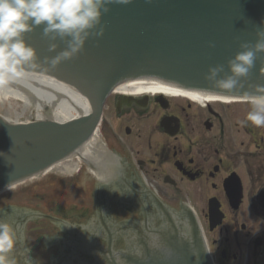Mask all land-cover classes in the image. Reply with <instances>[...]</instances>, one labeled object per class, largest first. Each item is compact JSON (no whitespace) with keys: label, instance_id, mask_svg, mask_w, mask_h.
I'll return each mask as SVG.
<instances>
[{"label":"flooded vegetation","instance_id":"flooded-vegetation-1","mask_svg":"<svg viewBox=\"0 0 264 264\" xmlns=\"http://www.w3.org/2000/svg\"><path fill=\"white\" fill-rule=\"evenodd\" d=\"M249 110L116 93L88 153L2 192L0 219L38 264H112L162 213H194L215 264H264V128L241 123Z\"/></svg>","mask_w":264,"mask_h":264},{"label":"water","instance_id":"water-1","mask_svg":"<svg viewBox=\"0 0 264 264\" xmlns=\"http://www.w3.org/2000/svg\"><path fill=\"white\" fill-rule=\"evenodd\" d=\"M108 7L94 30L103 27L102 36H90L80 53L54 69L29 71L73 89L89 113L67 122L11 123L0 116V193L9 183L13 187L54 165L63 169L72 161L66 160L88 153L99 140L96 130L108 98L124 82L153 78L188 91L239 98L221 93L205 76L217 65L224 66L220 77L229 74L227 62L242 51L240 45L256 43L264 0H131ZM43 27L25 35L40 63L67 47L66 40L44 36ZM51 44L57 45L55 51H49ZM249 84L264 85V53L257 54L244 90ZM212 214L217 225L221 214ZM162 215L161 229L133 238V249L112 253V264H214L194 213ZM11 255L17 264H38L25 247L16 245Z\"/></svg>","mask_w":264,"mask_h":264},{"label":"clouds","instance_id":"clouds-1","mask_svg":"<svg viewBox=\"0 0 264 264\" xmlns=\"http://www.w3.org/2000/svg\"><path fill=\"white\" fill-rule=\"evenodd\" d=\"M131 0H0V86L25 77L30 70L56 68L83 50L90 36H102L101 18L113 3L128 4ZM43 25L46 37L66 40L67 47L54 57H45L39 62L36 49L27 43L25 35ZM254 45L242 43L239 51L228 60V73L223 77V65L211 67L205 79L221 93L238 96L250 105L242 124L250 123L264 128V85H248L245 81L257 60L264 53V22L258 27ZM212 46V45H210ZM51 44L49 51H55ZM50 66V67H49ZM220 77V78H218ZM12 184L5 186L10 190ZM16 229L0 219V264H17L12 256L16 246Z\"/></svg>","mask_w":264,"mask_h":264},{"label":"bare ground","instance_id":"bare-ground-1","mask_svg":"<svg viewBox=\"0 0 264 264\" xmlns=\"http://www.w3.org/2000/svg\"><path fill=\"white\" fill-rule=\"evenodd\" d=\"M116 91L124 93L129 91L135 95L162 94L172 97H187L197 102L243 101L227 96L180 89L153 78H139L124 82L116 88ZM9 99L17 100L23 105L21 111L9 110L5 113L4 118L11 123H18L11 121L14 116L18 121V118L27 115V113L35 114L33 119L37 121L51 119L58 122H66L89 113L88 104L73 89L31 72L21 79L10 81L6 86H0V103L4 104Z\"/></svg>","mask_w":264,"mask_h":264},{"label":"rangeland","instance_id":"rangeland-1","mask_svg":"<svg viewBox=\"0 0 264 264\" xmlns=\"http://www.w3.org/2000/svg\"><path fill=\"white\" fill-rule=\"evenodd\" d=\"M111 97H112V95H111ZM22 108H23V105L19 101L9 99V100L5 101L4 104L0 103V116L5 117L6 116L5 113H7V111H9V110L21 111ZM107 115L112 116V110H109L107 112ZM33 118H35V114L27 113V115L18 118V121H16V117L14 116L13 118H11V121L12 122H19V123H27V122H31V121L35 120ZM244 207L246 209H249L251 207L250 202H247Z\"/></svg>","mask_w":264,"mask_h":264}]
</instances>
